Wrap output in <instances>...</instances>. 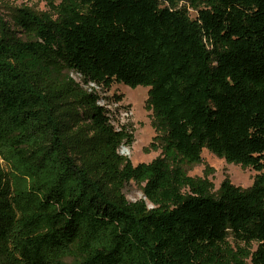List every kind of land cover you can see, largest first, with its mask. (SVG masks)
Listing matches in <instances>:
<instances>
[{
	"label": "trees",
	"instance_id": "1",
	"mask_svg": "<svg viewBox=\"0 0 264 264\" xmlns=\"http://www.w3.org/2000/svg\"><path fill=\"white\" fill-rule=\"evenodd\" d=\"M50 9L0 14V264H264V0ZM114 83L148 88L149 162ZM203 149L253 183L212 195Z\"/></svg>",
	"mask_w": 264,
	"mask_h": 264
},
{
	"label": "rangeland",
	"instance_id": "2",
	"mask_svg": "<svg viewBox=\"0 0 264 264\" xmlns=\"http://www.w3.org/2000/svg\"><path fill=\"white\" fill-rule=\"evenodd\" d=\"M51 2L57 3L59 0H0V14L8 16L16 7H28L37 13L51 12ZM110 93L121 94V103L128 107V112L120 111V120L132 125L134 136L133 143L130 146L122 145L119 152L128 157L133 164L149 162L159 156L160 150L150 147L156 131L153 126V113L146 104L148 88L140 85L131 88L124 84L114 83ZM201 156L202 162L188 168V174L206 179L210 184L209 192L212 195H217L224 179H228L234 185L242 188H247L253 183L256 171L251 167L244 168L238 164L228 163L207 149L202 150ZM124 192L130 201L144 198L142 185L134 182L128 184ZM232 243L244 246L240 242L233 241ZM254 248L255 245H252L251 250ZM234 249L236 250L237 246ZM246 262L251 264L249 259H246Z\"/></svg>",
	"mask_w": 264,
	"mask_h": 264
},
{
	"label": "built area",
	"instance_id": "3",
	"mask_svg": "<svg viewBox=\"0 0 264 264\" xmlns=\"http://www.w3.org/2000/svg\"><path fill=\"white\" fill-rule=\"evenodd\" d=\"M91 87H96V86H94V84H89L88 88L90 89Z\"/></svg>",
	"mask_w": 264,
	"mask_h": 264
}]
</instances>
